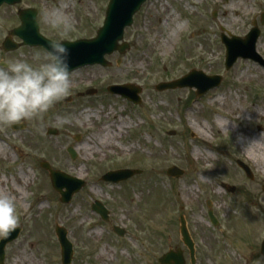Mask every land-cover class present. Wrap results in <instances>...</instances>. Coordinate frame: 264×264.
I'll use <instances>...</instances> for the list:
<instances>
[{
    "label": "rangeland",
    "instance_id": "374dc122",
    "mask_svg": "<svg viewBox=\"0 0 264 264\" xmlns=\"http://www.w3.org/2000/svg\"><path fill=\"white\" fill-rule=\"evenodd\" d=\"M48 1L28 0L26 4L41 10V32L49 39L93 38L102 26L93 5L88 17L71 9L61 10L74 26L61 38L49 23L58 5L56 0ZM246 1L249 5L251 0ZM188 2L154 0L125 33L124 41L131 48L125 54L107 56L111 67L88 66L74 71L70 95L48 113L27 122L0 124V144L7 149L0 152V189L15 198L21 228L18 239L6 248L5 264H23L24 256L31 264H63L57 225L67 230L73 244L71 264H159L163 254L177 248L184 251L186 264H190L179 231L181 216L186 218L196 244L197 264H264V170L238 144L242 133L251 146L253 140L264 145V120L252 116L255 109H264V84L257 80L260 75L264 77V68L252 60L239 59L226 71L221 36L208 31L192 34L190 21L185 24ZM20 6L25 4L0 8V62L13 58L34 61L37 53L45 52L28 47L13 54L4 51L5 38L20 25L16 12ZM238 6L239 16L231 22L240 28L235 35L244 37L258 10L253 12L248 7L245 11L240 2ZM175 21L182 23V30L167 43L164 53L166 41L155 32L175 29ZM260 29L257 45L264 59V27ZM194 69L222 76L224 83L201 98L190 88L156 90L157 85L181 79ZM112 85L138 87L141 103L135 105L122 96L111 95L107 89ZM89 89L97 94L77 98ZM69 97L72 102L65 101ZM221 97L224 99L218 100ZM231 98H240V108L230 106ZM188 114L199 126H209L206 142L197 129L189 126ZM220 118L231 123L225 133L215 123ZM130 120L131 127L121 131L111 145L99 143L110 123L115 133L121 121ZM23 124L24 130L13 129ZM50 128L57 129L58 134L48 135ZM172 132L175 134L170 135ZM128 145L135 148L123 154V147ZM88 146L93 151L87 150ZM68 147L77 151L76 160L67 153ZM195 150L211 154V159L196 160L191 157ZM237 160L250 167L253 180ZM44 161L86 182L69 204L62 203L53 189L49 172L41 167ZM173 166L184 171L181 178L168 176ZM120 169L140 170L141 174L119 184L100 180L105 173ZM222 185L236 190L232 193ZM191 187V197L180 196L181 189ZM19 192L26 197L22 199ZM94 201H101L109 209L108 223L91 210ZM207 201L212 202L211 208ZM210 209L218 226L209 219ZM114 226L125 230L126 235L119 237ZM102 249L110 255L102 256Z\"/></svg>",
    "mask_w": 264,
    "mask_h": 264
},
{
    "label": "water",
    "instance_id": "95a60500",
    "mask_svg": "<svg viewBox=\"0 0 264 264\" xmlns=\"http://www.w3.org/2000/svg\"><path fill=\"white\" fill-rule=\"evenodd\" d=\"M146 0H112L108 10L107 18L104 27L99 31L97 37L91 40H79L76 42H64L68 48V63L72 70H77L85 66L100 65L103 67H110L111 64L106 60L107 55H112L118 51L125 53L128 45H119V42L123 40L124 30L127 26H130L133 21L134 14L139 10L141 4ZM21 0H0V6L3 3L14 5L20 3ZM22 25L12 32V35L18 36L23 40V45H29L32 47H44L46 50L49 46L50 40L44 38L39 33V26L36 21V12L27 10L20 14ZM259 37V32L253 30L249 36L242 39H235L227 41V69H230L239 57L249 58L256 61H260L264 64L261 57L256 53L255 44ZM4 47L7 51L16 50L19 45H15L8 38L5 41ZM201 78L202 80H199ZM221 83L220 77L207 78L202 74L192 72L185 78L174 81L171 83H162L157 86L158 91H166L170 89L184 88V87H196L198 89L197 96H202L210 89L219 86ZM111 94H119L134 103H140V89L132 87L131 85L124 86H112L109 87ZM95 90H90L87 94H95ZM71 99H67L70 101ZM49 134L56 135L57 131L49 129ZM72 159L76 158V153L73 148H69ZM238 164L245 170L248 177L253 179L251 170L241 162ZM42 167L49 171L53 186L57 192L61 195V201L63 203H69L74 194L82 189L85 183L81 180L73 178L60 171H54L47 162L42 163ZM141 173L140 171L120 170L109 172L103 176L102 180L105 182L119 183L125 181L135 174ZM168 174L173 177H181L183 171L177 167L169 169ZM66 188V191H64ZM234 190V189H233ZM210 204V203H209ZM92 209L106 220L108 218V211L103 204L96 202ZM210 218L214 224H216L215 218L212 212H209ZM181 222V235L184 243L189 247L191 253L192 264H195L194 256V244L189 235L186 221L184 217L180 219ZM20 233V229L12 230L8 236L4 237L0 242V264H4L5 260V248L7 244L14 241ZM120 236L125 234L124 231L117 230ZM57 235L62 246L63 251V263L70 264L73 250L72 245L67 239V232L65 229L58 227ZM261 254L264 258V241L262 243ZM160 264H185V259L181 250H170L160 260Z\"/></svg>",
    "mask_w": 264,
    "mask_h": 264
},
{
    "label": "clouds",
    "instance_id": "9594fccd",
    "mask_svg": "<svg viewBox=\"0 0 264 264\" xmlns=\"http://www.w3.org/2000/svg\"><path fill=\"white\" fill-rule=\"evenodd\" d=\"M49 23L61 38L74 30L70 17L63 13L52 16ZM73 71L62 39L50 41L34 61L13 58L0 62V124L27 122L48 113L70 95ZM19 222L15 198L0 193V237L8 236Z\"/></svg>",
    "mask_w": 264,
    "mask_h": 264
},
{
    "label": "flooded vegetation",
    "instance_id": "af4514ba",
    "mask_svg": "<svg viewBox=\"0 0 264 264\" xmlns=\"http://www.w3.org/2000/svg\"><path fill=\"white\" fill-rule=\"evenodd\" d=\"M27 1L28 0H22L21 4L23 3L25 4V6L24 7L20 6V8H17L16 11L17 14L19 15V12L21 10L34 9L36 10L37 19L39 21L41 10L33 5L26 4ZM42 1L45 3H49L48 0H42ZM153 1L154 0H148L141 6L139 12L134 16L133 25L137 22L141 14H143L147 5L152 3ZM188 1L191 2H188V5L185 6V8H187L186 9L187 11L185 12L186 15L185 24L187 22L189 23L190 21V24L193 26L191 28L192 33L196 35L207 31L208 33L213 35H220V36L235 35L236 30L237 29L239 30L240 28H237L236 24H233L231 20H234V18H237L239 16L238 14L240 12L238 6L239 2L244 7L245 11H247L248 7L253 12H256L258 10V12L254 13V21L252 23V26L257 25L260 28L264 27V25L261 26V19H262L261 17L264 16V0H251L249 5L246 0H188ZM68 2L69 5H67ZM71 2L73 4L72 6H71ZM110 2L111 0H56L58 6L53 10L54 12L53 15H56V13H61L62 12L61 10L65 12L67 9H71L72 11L79 12L81 17H88L90 12L92 13V11H88V9L91 10V7L93 5V7L97 9V13L99 14V16H101V19L104 21L110 7ZM48 8L51 7L48 6ZM259 11L261 13L260 15H259ZM225 21L229 22V24H227ZM88 25H90V22L88 23ZM14 40L19 42L18 38H14ZM23 48H20V50H22Z\"/></svg>",
    "mask_w": 264,
    "mask_h": 264
},
{
    "label": "bare ground",
    "instance_id": "6f19581e",
    "mask_svg": "<svg viewBox=\"0 0 264 264\" xmlns=\"http://www.w3.org/2000/svg\"><path fill=\"white\" fill-rule=\"evenodd\" d=\"M175 24V29H171L169 32H166V33H159L158 31L155 32V35L156 37H160V39H163L166 41V43L162 46V51L165 53L166 52V49H167V43L168 42H173L178 34L180 33L181 31V28H182V24L180 22H177L175 21L174 22ZM255 78V77H254ZM257 80L260 82V84H264V77H262L261 75L257 78ZM224 98H220L218 100H223ZM229 99V97H228ZM238 100L240 98H237ZM238 100H235L232 98L230 99V106L233 108V109H237V108H240V105L238 103ZM237 102V103H235ZM228 114H230V112H228ZM252 116L255 117V118H259V119H262L264 120V109H259V110H254L252 112ZM187 120H188V124L189 126L194 129V130H198V133H199V137L201 139H203V141H207L206 139L209 137L210 135V128L208 125H206L205 127L204 126H199L198 123L193 120L189 114L187 115ZM133 123L132 120H130L129 123L125 122V121H121L119 123V125L117 126V130L115 133H113L111 131V128L113 127V124L110 123L105 129V133L104 135L101 137L99 143L103 146H109L112 144V141L115 139L116 136L119 135V133L125 129V128H129L131 127V124ZM215 123L217 124L219 130L221 131V133H225L226 131L230 130L231 129V123H229V121L227 119H224V118H220V119H217L215 121ZM120 136V135H119ZM118 136V137H119ZM245 137V134H242L239 135V142L238 144L244 148L245 150V154L247 155V157L252 160L255 165H257L258 168L260 169H263L264 170V145H260L258 143V141L256 140H253V142H255L252 146H251V143H250V140L248 137H246V139L244 138ZM135 148L134 145H128V146H124L123 147V154H126L128 152H131L133 149ZM87 150L89 151H93L92 148L90 146L87 147ZM7 151V149H5L3 147L2 144H0V152L2 154L5 153ZM126 152V153H125ZM194 157L196 160H203L205 162H208L209 159H211V154H207V155H203V153L200 151V150H195L191 153V157ZM22 175L25 176V173L22 172ZM26 178L29 179V176L26 175ZM194 189L193 187L191 188H184V189H181L180 190V196H183L188 198V197H191L194 193ZM0 193H3V194H6L3 190V188L0 189ZM20 193V196L23 198L26 197L25 194ZM7 195V194H6ZM101 255L102 256H109V252L106 250V249H102L101 250ZM29 258L28 257H22L21 261L23 264H31L29 263Z\"/></svg>",
    "mask_w": 264,
    "mask_h": 264
}]
</instances>
